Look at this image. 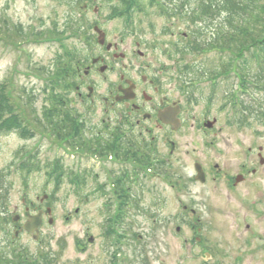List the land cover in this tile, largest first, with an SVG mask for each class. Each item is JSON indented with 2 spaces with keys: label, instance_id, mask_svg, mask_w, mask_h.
<instances>
[{
  "label": "flooded vegetation",
  "instance_id": "af4514ba",
  "mask_svg": "<svg viewBox=\"0 0 264 264\" xmlns=\"http://www.w3.org/2000/svg\"><path fill=\"white\" fill-rule=\"evenodd\" d=\"M90 7L88 2L84 12ZM98 9L95 6L93 11L100 16ZM113 14L103 22H92V28L98 26L104 36L92 33L89 52L76 68L75 101L82 110L76 109L74 121L79 120L83 131L79 144L90 146L95 159L106 164L101 172L108 175L103 182L99 181L100 173L86 171L81 178L79 171L76 190L80 197L85 196V202L100 200L95 212L101 220L74 236V251L67 256L62 243L56 244L59 251L52 250L50 238L44 236L46 224L52 227L56 222L48 218L50 206L32 203L25 206V222L41 212L38 232H26L21 219L13 223V232L19 233L18 239L26 232L41 248L33 253L29 245L7 239L5 248L11 254L4 250L13 264H264V231L245 219L236 225L245 235H224L225 225H213L220 222L203 220L199 212L230 205H216L206 195L197 197L190 187L197 183L213 186L210 188L215 191L225 188L232 196L251 185L256 196L251 207L257 211L259 205L263 211L264 159H248L252 148H248L247 159L236 165H209L202 159L209 156L207 152H224L225 125L210 117L214 96L195 92L194 83L181 90L183 96L177 93L175 80L167 77L168 69L152 57L151 43L135 37L131 42L125 40L122 29L118 33L114 30L111 38L105 26ZM168 80L173 82L170 88ZM202 100L205 104L201 107ZM99 111L101 115L95 120ZM188 137L191 140L183 142ZM182 150L192 158V173L176 171ZM115 159L122 162V169L111 166ZM88 177L94 184L86 190ZM81 212L80 207L74 210L76 215ZM64 222L73 223L71 214ZM260 222L264 228V221Z\"/></svg>",
  "mask_w": 264,
  "mask_h": 264
},
{
  "label": "rangeland",
  "instance_id": "374dc122",
  "mask_svg": "<svg viewBox=\"0 0 264 264\" xmlns=\"http://www.w3.org/2000/svg\"><path fill=\"white\" fill-rule=\"evenodd\" d=\"M86 1L88 0H0V84L9 82L15 102L23 116L26 117L25 119L30 123L31 131L35 134L32 137L23 138L16 131L0 133V182H3L5 188V190L2 189L3 191L0 190V246L2 251L8 249L5 248L6 240L13 238L12 218L14 215L20 214L22 216L20 223H24L26 217L23 204H29L31 201L40 204L43 195L49 196L44 203L51 205L53 208L52 217L56 220L52 227L46 224L43 228L44 236L50 238L52 250L59 251L56 244L62 243L63 252L68 254L67 256H72L74 236L78 233L82 235L81 229L85 230L86 226L91 227L101 220V217L95 212L100 206V200L83 201L85 196L78 195L77 186L71 181V178L79 171L82 175L88 171L93 174L100 173L99 181L105 182L108 180V175L101 170L102 166L106 164H101L88 152L72 148L69 143L70 138L60 141L42 128L43 109L48 106L49 100L46 84L50 81L49 73L53 74L57 60L66 57L75 49L80 52L78 58L81 59L85 58L89 52L85 40L86 35L77 33L78 31L74 30L75 26H66V24L73 20V25L76 23L75 25L79 27L80 24L83 31L92 33L90 24L94 21L103 22V19L113 12V6L121 4V0H94L93 3H90L92 4L90 10L84 12V7L88 4ZM189 1L191 6L187 4L188 9L193 7L195 2L194 0ZM171 2L172 0H158L157 6L149 9V14L137 13L133 18V35L124 37V39L131 42L135 37L137 40L142 39L144 42L151 43L152 57L163 68L168 69L167 77L175 80L178 87L177 93L180 92L182 96L181 90L186 87L189 80L195 81L202 76L209 77V79L195 81V92L201 93L203 96L208 94L214 96L213 104L209 106L211 107L210 117H216L220 123L225 125L222 133L223 143L221 144L224 152L218 155L207 152L209 156L206 158L202 156V159H207L209 165L216 162L236 165L237 162L247 159L248 148L253 149L250 153L252 157L248 159H259L260 156L263 159L264 120L258 122L252 117L247 120L249 123L244 124L241 128H237L236 122L233 123L234 115L229 99L232 100L233 91L241 90V83L238 77L239 73L235 68L223 69L230 53L220 52L215 48L205 50L203 53L187 54L182 59L183 57L176 52V44L186 42V38L182 39V35L188 34L189 36L192 25H188L187 17L182 16V13L178 14L179 11ZM95 6L99 7L100 16L94 13ZM169 8L172 10L170 13L167 12ZM123 21L119 18L108 21L105 27L110 32L111 38L115 36L114 30L118 33L122 29ZM56 28L66 32L58 38H52V31ZM35 33H43V38L46 39L37 38ZM42 68L45 69V72ZM220 69L223 74L216 77V82H212L214 77L208 74ZM172 86L173 82L170 84L168 80L167 88ZM68 97L71 100L68 105L79 110L81 106L78 105V101H75L78 99L76 92L69 93ZM255 97L262 98L263 93H256ZM204 104L202 100L200 106L202 107ZM196 110L200 112L202 109ZM100 115L99 111L94 119L97 120ZM197 117L199 118L200 114ZM95 120L92 119L93 122H96ZM238 122L241 125L240 120ZM190 140L189 137L188 139L184 138L183 142ZM185 146L183 143V150L186 149ZM187 148L193 149L191 146ZM183 150L179 154L181 159H178L175 165L176 171L192 173L194 171L192 158L185 155ZM28 159H31V165L35 164L32 169H30L31 166L28 169L23 167V163ZM58 159L64 165L66 173L56 189L57 184L55 180H52L50 174L55 170L54 164ZM111 166L120 170L122 162L115 159ZM262 171L261 177L264 178V168ZM67 173L68 176H66ZM93 184V179L88 177L85 189L89 190ZM160 186L165 187L163 184ZM190 187L196 196L198 194L203 197L207 196L206 198L216 205H230L229 207H220L218 211L199 212L203 220L220 222L213 225H225L224 235L233 237L239 234L245 235L243 228H239L241 229L239 231L236 228L238 222L245 219L253 222V225L258 227L257 230L264 231V228H261L263 224L260 222L264 221L262 220V218L264 219V210L260 211L262 207L257 203V211L251 207L252 200L256 197L251 185L241 188L232 196L230 195L232 192L224 190L225 188L215 191L210 188L213 186L207 187L197 183ZM228 197L232 198V201ZM77 207L82 210L80 215L74 213ZM70 214L73 223L66 224L65 218ZM85 220L87 224L84 223ZM4 229L9 230V235ZM214 230L217 228H213L212 231ZM26 232L16 240L19 245H29L31 252L34 253L41 247ZM8 252L11 254L9 249Z\"/></svg>",
  "mask_w": 264,
  "mask_h": 264
},
{
  "label": "trees",
  "instance_id": "16d2710c",
  "mask_svg": "<svg viewBox=\"0 0 264 264\" xmlns=\"http://www.w3.org/2000/svg\"><path fill=\"white\" fill-rule=\"evenodd\" d=\"M194 1L190 9L187 8V4H191L189 0H172L171 2L179 11L178 14L182 13V16L187 17L188 25H192L189 37L187 39L182 37L186 42L176 44V52L183 57L182 59L187 54L203 53L205 50L215 48L220 52L230 53L223 69L229 70L233 67L239 73L241 110L237 113V117L241 126L249 123L247 120L252 117L261 122L264 120V0ZM157 2L158 0H126V6L131 5L133 11L149 14V9L157 6ZM72 22L73 20L68 21L66 26L73 24ZM52 33L54 37H58L65 32L56 28ZM37 35L44 36L43 33ZM78 54L75 49L69 57L67 55L57 60L53 74L59 78L66 77L70 68L75 70L74 61ZM65 64H69L68 67ZM42 70L45 72V69L42 68ZM215 71L219 73L218 70ZM53 74L49 73V77L53 78ZM51 88L52 86L47 85L48 90ZM52 90L53 94L49 95L48 100L51 105L43 109L42 128L61 141L70 136L75 131V127L72 115L63 111L64 105L60 102L62 96L56 94L54 89ZM260 92L263 93L262 98L252 97ZM29 98L33 102L31 96ZM25 118L15 102L9 82L1 83L0 133L16 131L23 138L34 136L35 134L30 129L31 125ZM75 144L76 142L72 141L71 147H75ZM23 165L25 169L31 166L30 162H25ZM71 181L76 182L77 180L71 178ZM0 188L1 191L5 190L3 182H0ZM0 253L1 262L11 264L7 250Z\"/></svg>",
  "mask_w": 264,
  "mask_h": 264
},
{
  "label": "water",
  "instance_id": "95a60500",
  "mask_svg": "<svg viewBox=\"0 0 264 264\" xmlns=\"http://www.w3.org/2000/svg\"><path fill=\"white\" fill-rule=\"evenodd\" d=\"M41 224V216H34L32 217L27 224L24 226V228L29 231V232H33L36 231L38 226Z\"/></svg>",
  "mask_w": 264,
  "mask_h": 264
}]
</instances>
